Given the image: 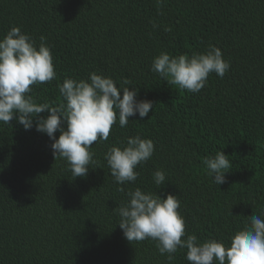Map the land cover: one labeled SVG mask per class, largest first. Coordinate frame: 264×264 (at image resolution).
Here are the masks:
<instances>
[{"label": "trees", "instance_id": "1", "mask_svg": "<svg viewBox=\"0 0 264 264\" xmlns=\"http://www.w3.org/2000/svg\"><path fill=\"white\" fill-rule=\"evenodd\" d=\"M13 26L52 49L56 78L32 86L39 103H63L66 77L96 72L135 86L154 108L125 128L117 120L78 178L35 126L0 122V264H169L155 241L129 242L118 226L113 211L137 187L178 195L186 233L201 241L228 243L248 217L264 213V0H0V39ZM209 45L231 67L223 78L212 73L199 93L151 70L160 53L191 56ZM138 134L154 141V155L135 183L116 184L105 154ZM221 150L230 172L218 185L203 159ZM157 169L166 173L160 186ZM185 257L178 250L171 264H189Z\"/></svg>", "mask_w": 264, "mask_h": 264}, {"label": "clouds", "instance_id": "2", "mask_svg": "<svg viewBox=\"0 0 264 264\" xmlns=\"http://www.w3.org/2000/svg\"><path fill=\"white\" fill-rule=\"evenodd\" d=\"M163 3V0H158ZM153 28L159 25L152 22ZM164 31H171L166 27ZM219 47L209 45L202 53L191 56H170L160 53L153 59L152 72L168 84L179 86L191 93H199L215 73L220 78L230 70ZM56 78L52 49L41 36L40 43L20 27L13 26L0 39V122L17 123L27 130L46 134L53 143L55 161L67 162L76 178L88 175L95 164V142L107 141L113 125L127 127L130 118L138 114L144 119L154 108L148 100H138L135 86L118 87L111 76L92 72L87 79L66 77L58 85L63 103L52 106L39 103L32 95L33 85L50 83ZM131 85L130 81H124ZM47 113L46 116H41ZM59 132L57 139L56 133ZM126 143L112 146L105 154L114 182L119 185L135 183L140 176L138 167L151 159L155 143L141 135L125 138ZM213 182L226 183L230 161L223 150L203 159ZM155 185L166 180V173L157 169L153 173ZM121 192L124 188L119 189ZM127 202L113 212L119 216V228L129 241L152 240L160 255L167 256L169 264L178 250H186L189 264H264V213L248 217V224L230 237L209 238L201 241L195 234L186 233V221L179 209L178 195H161L137 187L127 192Z\"/></svg>", "mask_w": 264, "mask_h": 264}]
</instances>
